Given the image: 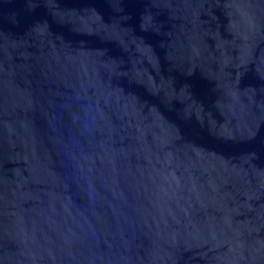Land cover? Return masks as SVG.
Masks as SVG:
<instances>
[{
    "label": "water",
    "instance_id": "obj_1",
    "mask_svg": "<svg viewBox=\"0 0 264 264\" xmlns=\"http://www.w3.org/2000/svg\"><path fill=\"white\" fill-rule=\"evenodd\" d=\"M0 264H264V0H0Z\"/></svg>",
    "mask_w": 264,
    "mask_h": 264
}]
</instances>
